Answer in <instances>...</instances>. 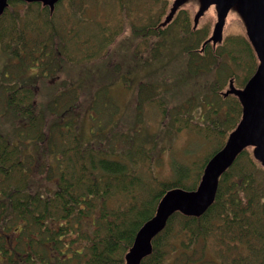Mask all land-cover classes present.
Segmentation results:
<instances>
[{"label":"trees","instance_id":"trees-1","mask_svg":"<svg viewBox=\"0 0 264 264\" xmlns=\"http://www.w3.org/2000/svg\"><path fill=\"white\" fill-rule=\"evenodd\" d=\"M113 1L114 14H109L107 0H6L0 10V44L12 57L3 65L0 79V264H126L137 231L156 214L160 198L174 188L196 190L205 164L225 145L229 131L241 118L240 99L230 91L234 77L228 78L224 91L220 89L224 76L218 74L217 79L209 80L201 97H205L209 108L201 121L193 120V114L187 111L172 114L171 108L179 105L159 100L163 106L162 128H167L165 122L171 116L173 122L181 116L184 123L174 124L176 129L193 121L206 127L208 133L213 132L219 144L212 145L202 163L199 159L191 167L172 161L174 178L152 176L155 183L150 186L141 181L137 170L143 161L153 163L157 152L143 141L136 142L118 122L105 130L94 119V113L91 119L97 128H92L89 141H82L73 119L77 88L60 81L61 89H56V84L54 96L44 99L35 85L19 77L36 66L42 79H57L73 59L104 55L101 51L108 42L126 28L138 42L144 41L143 56L158 55L159 50L155 51L172 32L170 27H177L168 24L175 21L161 26L159 16L156 20L150 18L146 26H134L128 14L135 11L136 0L129 8V0ZM102 4L105 7L101 10ZM189 16L184 10L178 22L182 26L175 30L179 37L181 31L190 34L188 43L192 35L195 37L183 48L188 67L196 70L215 66L223 53L230 54V61L240 67V58L230 47L233 42H212L207 39L209 25L202 29L191 26ZM87 21L92 24H85ZM244 47L251 64L244 66L249 72L239 87L245 85L257 65L247 37ZM138 87L140 95L144 87ZM97 91L106 101L103 104L94 99L90 109L99 113L113 102L106 85ZM228 97L234 101L226 102ZM218 102L229 110L225 120L220 118L222 107ZM54 131L64 133L63 146L57 147L62 158L53 148ZM246 150H240L219 173L214 195L200 213L176 209L166 217L163 226L150 237L138 264H264V164L252 152L241 160ZM120 195H128L125 205L110 203L111 198Z\"/></svg>","mask_w":264,"mask_h":264},{"label":"rangeland","instance_id":"rangeland-1","mask_svg":"<svg viewBox=\"0 0 264 264\" xmlns=\"http://www.w3.org/2000/svg\"><path fill=\"white\" fill-rule=\"evenodd\" d=\"M91 2H94V0H91ZM133 2L134 0L128 1L132 5ZM171 2L172 0H136L135 11H133V15L132 12L129 13L128 18L132 20V15L135 25L146 26L150 18L156 20L160 16V20H162ZM107 4L106 8L109 10V14H114L116 12L114 1L107 0ZM180 4L182 5L181 9L176 11L171 18L175 23L169 25L177 27H170L172 32L162 39V45L155 51L157 53L159 50V54L154 57L151 55L143 56L141 50L144 41L140 39V42H138V39L134 38V34L132 33V35L125 29L114 41L108 42V47L101 51L103 54L105 53L104 55L88 60L73 59L70 63H66L57 75L59 79H41L39 71L31 67L19 77L20 81L35 85L38 88L39 96L44 99L54 96L55 89L52 93L50 89L52 91L53 88L51 87H54L55 83L57 84L56 89H61V86L58 85L60 81H63L62 84L77 88V93H72L74 97L78 95L73 109V119L82 141L91 139V129L93 127L97 128L94 120L96 119L98 124L100 123V126L105 130L114 125V122H118L124 132L133 135L136 142L143 141L146 147H153V150L157 152L153 163L148 164V161H143L137 170L141 175V181L146 186L154 185L155 180L152 176L165 180L173 179L172 161L178 166L191 167L195 163L198 164L199 159L202 163L204 157L211 152L206 153L212 145L217 144L216 146H218L219 144L213 138L215 136L213 132L208 133L206 127L193 121L188 122V125L181 129H176L174 124L183 125L184 123L181 116L178 122H173L174 118L171 116L169 122H165L167 128H162L161 121L164 117L162 114L163 106L161 107L160 101L179 105L171 108L172 114L176 110H179L180 113L187 111L193 114V120L201 121L203 112L209 108L208 102L204 99L205 97L203 96L201 99L204 91H207L208 86L206 84L208 85L209 80L217 79L218 74L221 77L224 76L220 85V89L224 91L227 87L228 78L234 77V85L239 87L242 78L249 72L248 69L246 73L247 69L244 66L248 67L251 64V56L248 57L249 52L244 47L245 30L241 22L239 2L235 1L229 6L224 16L223 40L220 43L229 44L231 41L233 42L230 47L233 48L232 50L235 49L236 56L240 58L238 59L240 67H238V63L236 66L234 65V60L230 61V54L223 53L220 60L221 64L218 61L215 66L191 70L187 65V56L183 48L193 43L195 37L192 35L193 40L188 43V38L191 37L190 34L181 31L179 37L175 30L180 29L179 26H182L178 25V22L183 18L184 10L189 11V18L193 17L194 12L201 6L202 0H182ZM104 7L105 4H102L100 9L102 10ZM103 15L106 14L103 13ZM130 20L129 22H131ZM215 21L214 4H210L202 17L199 18V28L202 29L203 26L209 25L210 31ZM85 24H92V22L87 21ZM127 26L130 25L127 24ZM89 27L95 28V26ZM87 34L89 35V33ZM233 36L239 38H233ZM91 43H94V40H91ZM146 46H149V41ZM11 59L10 54L4 52L0 44V79L3 65ZM228 61L232 63L229 64ZM222 64H226L228 69L225 68L226 66L221 68ZM230 69L234 73L228 76L231 72ZM104 85L108 88L109 93L107 94L113 104L107 103L106 107L97 113V111L94 112L90 108L94 99L103 104L105 103L106 98L98 94L99 91H97ZM140 85H143L144 90L143 92L140 91L139 95L138 86ZM69 92L71 93L70 90ZM148 96L150 100L143 101ZM190 98L193 99V103L192 101L189 102ZM225 101L231 102L234 101V98L228 97L225 98ZM67 102H62L60 109L64 108L65 105L63 104ZM218 103L222 107L220 118L225 120L229 115L227 114L229 110L224 103ZM94 113V119H91ZM96 115L97 117H95ZM59 132H53L52 140L54 141V150L62 158V154L58 152L57 147L58 145L59 147L63 146L64 133ZM251 152L252 147H247L241 160L248 157ZM36 177L43 180L42 176ZM128 201V195H120L111 198L110 203L123 206ZM2 260L3 258L0 255V261ZM68 264L77 263L70 262Z\"/></svg>","mask_w":264,"mask_h":264},{"label":"water","instance_id":"water-1","mask_svg":"<svg viewBox=\"0 0 264 264\" xmlns=\"http://www.w3.org/2000/svg\"><path fill=\"white\" fill-rule=\"evenodd\" d=\"M6 0H0V10ZM52 2L53 0H45ZM182 0H175L174 9ZM235 1L239 2L240 13L245 21L248 35L255 47L260 63L243 89L231 87L242 104V119L230 132L225 145L206 163L201 181L196 190L185 191L180 188L168 190L157 205L156 214L139 229L133 246L127 254L126 264H138L140 255L149 245L150 237L164 224L166 217L176 209L186 213H200L215 192L217 177L247 144H255L254 155L264 163V0H202L197 12L199 15L211 2L216 3L218 21L212 38L220 37L223 19L227 9ZM165 20V21H166Z\"/></svg>","mask_w":264,"mask_h":264}]
</instances>
